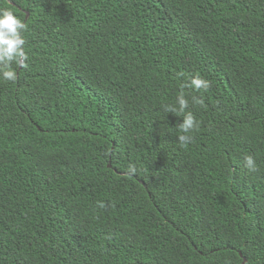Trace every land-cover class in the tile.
Here are the masks:
<instances>
[{
  "label": "trees",
  "instance_id": "obj_1",
  "mask_svg": "<svg viewBox=\"0 0 264 264\" xmlns=\"http://www.w3.org/2000/svg\"><path fill=\"white\" fill-rule=\"evenodd\" d=\"M0 6L28 54L0 79V264H264V0Z\"/></svg>",
  "mask_w": 264,
  "mask_h": 264
},
{
  "label": "clouds",
  "instance_id": "obj_2",
  "mask_svg": "<svg viewBox=\"0 0 264 264\" xmlns=\"http://www.w3.org/2000/svg\"><path fill=\"white\" fill-rule=\"evenodd\" d=\"M27 30V24L16 12L6 6H0V79L4 81H15L17 71L12 67L15 63L19 68L26 67L28 54L25 50V38L23 33ZM192 87L196 90L207 89L209 81L201 78L198 74L193 76L189 83L181 86V92L177 96L176 104L178 107L168 106L166 111L182 115L183 120L179 125L180 131L184 134L178 137L181 146H186L191 137L186 135L193 129H198L199 124L191 112L185 114L188 108V100L185 97L183 88ZM193 102H198L193 97ZM202 103V101H199ZM245 166L249 169H255V161L252 156L244 157ZM135 171V169H132ZM100 207H104L103 202H98Z\"/></svg>",
  "mask_w": 264,
  "mask_h": 264
}]
</instances>
